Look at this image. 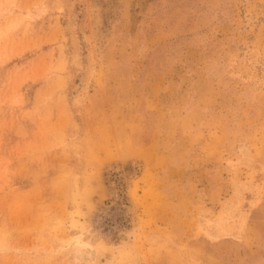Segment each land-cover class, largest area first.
I'll use <instances>...</instances> for the list:
<instances>
[{
  "label": "rangeland",
  "instance_id": "obj_1",
  "mask_svg": "<svg viewBox=\"0 0 264 264\" xmlns=\"http://www.w3.org/2000/svg\"><path fill=\"white\" fill-rule=\"evenodd\" d=\"M263 80L264 0H0V264H264Z\"/></svg>",
  "mask_w": 264,
  "mask_h": 264
},
{
  "label": "bare ground",
  "instance_id": "obj_2",
  "mask_svg": "<svg viewBox=\"0 0 264 264\" xmlns=\"http://www.w3.org/2000/svg\"><path fill=\"white\" fill-rule=\"evenodd\" d=\"M238 149H240V157H241L240 162H238L239 163L238 166L239 165L245 166L248 169V171H250L248 174L249 178L245 182H241V181L238 182L234 180L233 182L234 190H233L232 198H230V200H228L226 203L222 205L219 214L215 216L214 219L211 220L208 217L209 210L207 209L199 210L201 212V213L199 212L200 216L197 215V217H199L197 222H198V226L201 229V230L199 229L200 232H205L204 234L207 235L206 238H209L213 242H217L222 239H230V238L240 240L245 232L246 225L248 222V212H244L242 210V206L246 201L247 193H251L254 195L253 196L254 198L253 199L251 198V201L249 202L250 203L249 207L251 209L254 208L260 200V193L262 190L258 185L254 186L252 182V180L254 179L253 177L255 171H257L256 163H255L256 161H254V159L251 157L250 149L247 145L242 144ZM232 165L230 166V168L232 167ZM262 170L264 171V168H262Z\"/></svg>",
  "mask_w": 264,
  "mask_h": 264
}]
</instances>
